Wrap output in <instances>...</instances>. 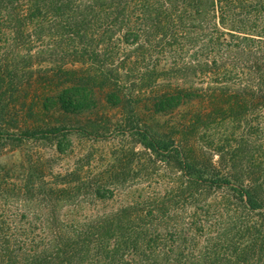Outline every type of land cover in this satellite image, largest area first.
Here are the masks:
<instances>
[{"label": "trees", "instance_id": "16d2710c", "mask_svg": "<svg viewBox=\"0 0 264 264\" xmlns=\"http://www.w3.org/2000/svg\"><path fill=\"white\" fill-rule=\"evenodd\" d=\"M72 133L122 143L2 161ZM0 264H264V0H0Z\"/></svg>", "mask_w": 264, "mask_h": 264}, {"label": "rangeland", "instance_id": "374dc122", "mask_svg": "<svg viewBox=\"0 0 264 264\" xmlns=\"http://www.w3.org/2000/svg\"><path fill=\"white\" fill-rule=\"evenodd\" d=\"M44 89L45 88L38 86L36 88L35 97V89L30 88L27 92L29 96L28 102H33V100L31 99H33L34 97L35 102L42 97L44 99L46 94L43 96V94L39 93V91H42ZM58 89L60 88L49 92H51L50 94H52V92L54 94L59 91ZM43 99L38 100L40 103L37 104L35 112L29 111V104H26L24 110H21L20 114H18L15 123H17V125L19 124V126L28 125V127L38 125H66V127H68L69 129H74L73 127H76V125H78L79 118L74 115H71L70 113H66L63 110H60L59 108H43L41 102L43 101ZM103 106L104 110L107 109L113 115L117 112L116 110L111 109L110 107H106L107 105ZM165 120H167V117L158 116L157 121L159 122V124H162V122H164ZM152 123L156 125L154 121H152ZM117 137L118 136L115 135V137L112 136L110 138L97 141L92 138L82 137L79 134L72 133L70 137L68 136L67 138H56L54 140L31 139L29 141H25L22 145L18 146L16 150L7 149L6 151H4L5 153L2 156V161H6L8 163L14 160L19 161L21 159H24L25 156H27L28 154H30L34 157H43L44 160L49 163L50 167L53 168L52 170L66 171L67 168L73 167L76 164L77 160L82 156L85 157L83 164L88 165V156L94 155L95 159L97 160V166L102 168L104 165V162L102 161L103 155H109L112 147L115 144L119 146L120 143H122V138ZM130 143L131 142H127L126 145H129ZM59 147L65 150L66 153L60 154ZM98 167L95 166V169H92L91 167V169L92 171H95ZM113 204L115 205V203Z\"/></svg>", "mask_w": 264, "mask_h": 264}]
</instances>
